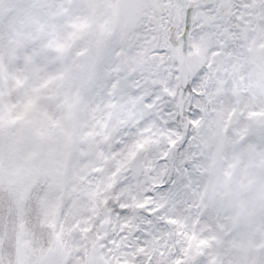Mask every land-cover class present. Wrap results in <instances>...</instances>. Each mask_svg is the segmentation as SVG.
<instances>
[{
  "label": "rangeland",
  "instance_id": "rangeland-1",
  "mask_svg": "<svg viewBox=\"0 0 264 264\" xmlns=\"http://www.w3.org/2000/svg\"><path fill=\"white\" fill-rule=\"evenodd\" d=\"M120 1L0 0V264H264V0L184 60Z\"/></svg>",
  "mask_w": 264,
  "mask_h": 264
},
{
  "label": "snow or ice",
  "instance_id": "snow-or-ice-1",
  "mask_svg": "<svg viewBox=\"0 0 264 264\" xmlns=\"http://www.w3.org/2000/svg\"><path fill=\"white\" fill-rule=\"evenodd\" d=\"M135 24L151 36L161 54L168 52L184 60V53L200 56L227 51L228 37L235 17L226 14L223 0H138ZM30 100L23 118L37 108Z\"/></svg>",
  "mask_w": 264,
  "mask_h": 264
},
{
  "label": "water",
  "instance_id": "water-1",
  "mask_svg": "<svg viewBox=\"0 0 264 264\" xmlns=\"http://www.w3.org/2000/svg\"><path fill=\"white\" fill-rule=\"evenodd\" d=\"M137 2H138V0H121L120 5H119L120 14H121L122 18L124 19L125 28L128 31H130L136 27V24H135V13H136L135 5L137 4ZM251 52L255 55L257 63L262 60V57L264 54V48H262L260 50L252 49ZM167 95L170 96V94L168 92H167ZM258 123L262 126L264 125V115H262L259 118ZM131 167H132L133 179L134 180L139 179L142 175L143 168H144V162H143V155L142 154H139L138 156H136L132 160ZM144 173L146 176H148V174H149L147 170H145ZM228 183H229V181H227V184ZM168 226L170 228H172L174 226V224L169 221ZM108 228H109V225H104L102 227V230L107 231ZM102 264H104V263H102Z\"/></svg>",
  "mask_w": 264,
  "mask_h": 264
}]
</instances>
